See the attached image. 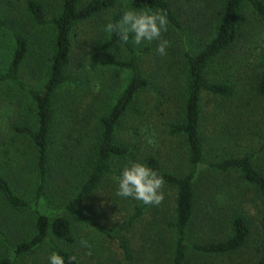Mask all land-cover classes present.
<instances>
[{
	"label": "rangeland",
	"instance_id": "374dc122",
	"mask_svg": "<svg viewBox=\"0 0 264 264\" xmlns=\"http://www.w3.org/2000/svg\"><path fill=\"white\" fill-rule=\"evenodd\" d=\"M29 1L0 0V19L9 22L25 36L29 50L20 67L19 77L27 87L39 89L47 74L53 29L50 25L39 26L35 23L27 12ZM36 1L41 2L49 19L56 13L61 0ZM128 1L119 0L115 7L120 16L128 10ZM220 2L169 0L181 31L169 25V30L163 34L171 42L165 56L156 53V42L142 45L131 42L134 51L144 50L140 57V71L146 85L135 95L132 110L117 126L116 142L124 145L128 153L122 159L112 160L111 172L96 186L84 208L96 224L108 229H116L126 222L137 207L144 206V209L140 217L123 232L131 251L130 259L125 257L117 240L107 237L86 222L73 220L74 242L64 248L76 256L79 264H171L173 239L169 223L174 207L173 189L164 186L165 199L159 206L144 205L139 201L117 197L116 179L130 159L146 163L148 156L155 157L167 172L184 174L188 171L184 145L179 138L167 133L166 124L171 120L176 121L184 99V47L196 52L211 36L219 17ZM112 13L113 10L82 21L73 29L67 81L56 90L52 99L58 132L51 151V170L45 197L37 202L34 200L35 171L28 147L21 156V163L17 161V165L12 167L4 163L0 166V173L8 179L12 191L28 201L36 211L46 215L60 213L59 203L74 189L73 180L59 172L61 166L73 164L68 171L72 176L85 174L88 144L97 142L98 117L112 106L128 79L127 70L107 64L109 60H124L128 56V51L122 45L105 46L108 35L101 29ZM243 19L236 46L222 55L224 60L216 62L224 74L227 59L237 60L246 54L250 56L252 52V55L256 54L264 45V17L246 6ZM13 49L11 33L0 28V72H5ZM218 73L216 79H219ZM209 76L213 79L212 71ZM245 92L249 93L242 99L236 96L235 101H222L209 93H201L200 136L205 161L256 152L260 142L264 141V98L254 97L248 90ZM29 100L25 91L11 82L0 80V140L11 132L12 127L32 124L33 108ZM71 131L74 138L68 144L66 134ZM78 134L84 135V138ZM257 162L264 172V154ZM202 180H206L205 176H202ZM211 181L223 183L220 176ZM228 182H231L233 192L237 193L235 200L242 196L249 215L250 234L247 242L239 251L227 254L207 255L190 250L185 264H254L264 256V203L250 186L238 178ZM33 217L34 212H14L0 200V233L3 235L0 236V257H9L12 264H47L52 252L51 238L21 256L12 253L16 243L30 238ZM224 237V229L216 228L209 221L203 225L197 221L191 227L189 240L204 242Z\"/></svg>",
	"mask_w": 264,
	"mask_h": 264
},
{
	"label": "trees",
	"instance_id": "16d2710c",
	"mask_svg": "<svg viewBox=\"0 0 264 264\" xmlns=\"http://www.w3.org/2000/svg\"><path fill=\"white\" fill-rule=\"evenodd\" d=\"M118 2L119 0H61L56 13L49 19L40 1L28 2L27 12L35 23L39 26L50 25L53 29L47 74L39 89L27 87L19 77L20 67L29 50L25 36L9 22L0 19V28L8 30L14 39L12 56L5 72H0V80L11 82L25 91L33 108L31 125L14 126L11 132L0 140V166H3L2 163L11 167L17 165V161L18 164L21 163V156L27 152L28 147L33 157V190L36 202L47 194L45 189L51 170V151L58 132L52 99L56 90L67 81L66 70L69 65L73 29L78 23L111 10L113 13L109 19L113 22L119 20L120 13L115 11ZM169 4V0H129L127 8L164 9L168 13L169 25L180 32V22ZM220 4L219 17L207 41L196 52L184 47V99L176 121L171 120L166 124L167 133L179 138L184 145L188 171L184 174L167 172L155 157L148 156L146 159V164L163 175L165 185L171 187L174 193L173 214L169 223L173 239L171 264H185L187 252L190 250L207 255L227 254L239 251L247 242L250 234L249 215L242 196L241 199L235 200L237 193L230 188L229 180L238 178L240 182L250 186L264 203V172L257 162L264 154V141L260 142L256 152L250 154L209 162L204 160V147L200 136L201 93H209L223 99L222 101H235L236 96L244 98L246 93H249L245 90H248L254 97L264 98V45L260 46L256 54L252 55V52L250 56L246 54L237 60L227 59L225 74L219 70L220 64L216 63L220 59L224 60L222 55L236 46L244 21L245 7L249 6L254 13L264 17V0H221ZM114 44L122 45L128 51V56L124 60H109L107 64L127 70L128 79L112 106L98 117L97 142L88 144L85 174L72 176L68 171L73 164L61 166L59 172L73 180L74 188L70 195L59 203L61 212L46 215L36 211L28 201L12 191L8 179L0 173V200L3 204L14 212H34L30 238L14 245V256L31 252L44 244L48 238L53 241L50 245L52 251L59 252L66 259L74 255L64 248L74 242V220L86 222L107 237L117 240L125 257L131 258L123 232L140 217L144 206L137 207L135 213L116 229L96 224L84 208L96 186L111 172L112 160L122 159L127 155L128 149L116 142L117 126L132 110L135 95L146 85L140 71V57L144 50L136 52L131 40L128 44H122L118 37L108 36L105 46ZM211 71L213 79L209 76ZM217 73L219 79L215 77ZM72 135L73 131L66 134L68 144L74 138ZM78 136L84 138V135ZM202 176H205L206 180H202ZM218 176L222 177V184L211 181ZM197 221H201V225L209 221L216 228L224 229L226 237L204 242L190 241L191 227ZM0 236L3 237L1 233ZM0 264H12V260L7 256L0 257ZM254 264H264V256L258 258Z\"/></svg>",
	"mask_w": 264,
	"mask_h": 264
},
{
	"label": "clouds",
	"instance_id": "9594fccd",
	"mask_svg": "<svg viewBox=\"0 0 264 264\" xmlns=\"http://www.w3.org/2000/svg\"><path fill=\"white\" fill-rule=\"evenodd\" d=\"M169 23L164 9H128L119 20L113 22L109 19L101 30L109 38L118 37L122 44H128L130 40L135 45L156 42V53L165 56L171 42L163 34L169 30ZM164 186V177L156 169L139 159H130L116 179L115 195L144 205L159 206L165 199ZM47 264H77V258L72 255L66 259L59 252L52 251Z\"/></svg>",
	"mask_w": 264,
	"mask_h": 264
}]
</instances>
